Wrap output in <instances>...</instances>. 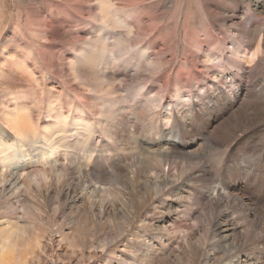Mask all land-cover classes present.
<instances>
[{
  "label": "rangeland",
  "instance_id": "rangeland-1",
  "mask_svg": "<svg viewBox=\"0 0 264 264\" xmlns=\"http://www.w3.org/2000/svg\"><path fill=\"white\" fill-rule=\"evenodd\" d=\"M101 2L109 5L106 18ZM108 24L126 38L121 67L105 64L99 53L94 63L84 59ZM258 45L254 62L230 65L232 49ZM139 46L146 49L137 53ZM132 54L140 64L126 61ZM221 93L231 106L211 131L224 118L238 122L236 109L243 110L242 130L264 128V0H0L1 141L19 138L15 117L27 135L24 155L4 165L12 150L0 144V233H12L18 247L5 264H223L230 252L216 248L222 217L197 223L200 207L191 218L182 207L165 213L167 185L151 190V171H140L152 156L130 135L141 134L130 127L132 115L144 111L151 119L148 107L158 100L169 109L177 96L196 102L197 94L207 101ZM58 112L69 115L66 124L47 129ZM78 117L94 132L74 130ZM23 163L17 182L3 187L7 171ZM125 163L136 174H118ZM98 184L106 188L95 191ZM225 211L239 214L233 206Z\"/></svg>",
  "mask_w": 264,
  "mask_h": 264
},
{
  "label": "bare ground",
  "instance_id": "bare-ground-1",
  "mask_svg": "<svg viewBox=\"0 0 264 264\" xmlns=\"http://www.w3.org/2000/svg\"><path fill=\"white\" fill-rule=\"evenodd\" d=\"M100 8L103 18H106L109 9L108 2H101ZM114 27L115 25L108 24V27L102 28V34L98 35L97 40L86 49L87 54L84 57L86 61L94 63L98 59L96 53H99L101 61L105 64H111L113 67L119 64L121 67L122 56L128 49L122 44L126 38L124 36H122L123 39L118 38V33L113 30ZM259 45L255 51H249V48L244 46L241 51L240 48L232 49V56L228 57L230 65L234 67L235 63L241 64L240 58L253 61L261 52ZM142 48L146 49L144 46H139L136 52L142 53ZM133 60H138V64L141 63L136 54L126 58L128 63ZM180 74L181 72L177 73L176 77L179 78ZM141 95H146V93L143 92ZM204 97L197 94L196 102L192 100L188 102L181 101V98L177 96L176 104L169 109L162 108L161 100H158L156 104L159 108L157 106L152 109L151 106L148 107V110H151V119L146 117L144 111L141 113L137 110L135 116L131 114L133 118H136V121L130 124V127L132 130H140L141 134L140 137H134L133 133L130 135L132 139L138 140L140 150L146 151L152 156L151 166L149 162H143L141 165L143 169L140 172L147 174L151 171V190L155 193L160 185H167L166 192H164L166 196L160 200V206L165 201V213L171 215V213L179 211L178 207H182L186 217L191 218L200 207V211L192 217L196 219L197 223L201 221L198 222L201 216L206 218L211 216L209 218L211 220L214 215L218 219H221L219 215L222 217V221L218 220L216 229L219 234L218 239L222 243L218 242L216 248L221 249V252H230L223 264H264V205H262L264 202V128L257 132L249 131V126H247V129L242 130L246 121L241 119V116L238 117V114L242 115L243 110L236 109L235 117L239 119L238 122L234 121L233 117L224 118L223 120H226L224 124L215 127V131L212 128L211 131L209 128L214 127L213 122L222 117L231 106L232 100L223 93L214 95V100L209 97L207 101H204ZM138 99H140V94L136 92L132 97V109L137 105ZM219 103L221 106L218 109H213V106ZM56 114L59 115V118L55 119L54 125L47 129H56L55 124L59 120L66 124L69 115H63L62 112ZM17 118L13 119V127L18 132L19 138L14 136V142L7 143L1 141L0 135L2 151L12 150L10 154L2 156L3 165L9 158L14 160L24 155L23 146L27 135L19 132L23 129H21L19 121L15 122ZM121 120L124 123L125 119ZM144 121L147 125H142ZM83 125L85 126L84 130L90 134L94 132L93 126L85 124L83 118H74V130L80 129L79 127ZM140 125L142 126L140 127ZM63 129L65 132L68 130L66 126H63ZM53 134L55 133L52 132L49 136ZM213 152H217L215 154L217 158L215 155L212 158ZM52 153V150H49L45 156L44 153L37 154L48 158ZM32 156L34 158L35 154ZM178 157L182 161H177ZM25 165L27 166L25 163L20 167L16 165L13 169L8 170L7 182L3 184V187L6 184H15L18 180L17 173ZM164 165H167V167L165 166L167 169H164ZM129 166L130 163H125L124 166L120 165L118 174L128 175L129 172L136 174V170L128 169ZM176 174L178 177H175ZM147 186H149V180L145 183V187ZM105 188L99 184L94 187L95 191L99 192ZM157 196L158 194L155 195V197ZM244 196L249 199H245ZM232 206L237 209L239 214L232 213L233 215L229 217L226 215V211L224 213V210ZM208 211H211L210 215H207ZM198 215L200 216L198 217ZM233 217L245 221L238 225ZM249 233L253 236L247 239L246 236ZM16 247L17 244L12 238V233L3 230L0 233V262L2 264L7 263L13 257L18 248Z\"/></svg>",
  "mask_w": 264,
  "mask_h": 264
}]
</instances>
